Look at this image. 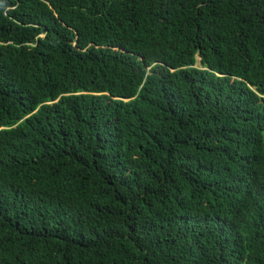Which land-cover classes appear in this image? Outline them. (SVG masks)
<instances>
[{
  "label": "trees",
  "instance_id": "1",
  "mask_svg": "<svg viewBox=\"0 0 264 264\" xmlns=\"http://www.w3.org/2000/svg\"><path fill=\"white\" fill-rule=\"evenodd\" d=\"M0 264H264V0H0Z\"/></svg>",
  "mask_w": 264,
  "mask_h": 264
},
{
  "label": "rangeland",
  "instance_id": "2",
  "mask_svg": "<svg viewBox=\"0 0 264 264\" xmlns=\"http://www.w3.org/2000/svg\"><path fill=\"white\" fill-rule=\"evenodd\" d=\"M197 61L199 62V60L197 59ZM199 65V64H198Z\"/></svg>",
  "mask_w": 264,
  "mask_h": 264
}]
</instances>
